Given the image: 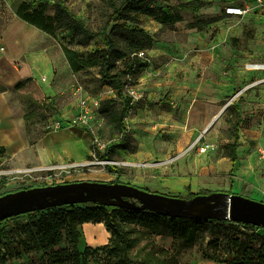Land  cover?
Returning <instances> with one entry per match:
<instances>
[{
	"label": "rangeland",
	"instance_id": "374dc122",
	"mask_svg": "<svg viewBox=\"0 0 264 264\" xmlns=\"http://www.w3.org/2000/svg\"><path fill=\"white\" fill-rule=\"evenodd\" d=\"M32 1L40 0H0V32L25 21L18 10ZM41 1L50 3L43 14L53 16L55 9L51 4L55 0ZM65 1L93 34L47 32L55 38L52 41L57 48L58 43L62 46L61 61L51 66L50 72L40 66L35 71L38 78L11 89L28 114L31 141L42 134L35 136L36 125L49 132L44 143L53 161L36 165L30 159L18 163L0 149V196L25 187L94 181L136 185L163 195L167 202L175 198L192 200L207 189L213 191L212 195L227 192L264 202V100L257 99L260 94L253 89L241 93L248 83L264 81V73L247 69L248 62L264 60V17L254 14L252 7L240 15L226 11L230 4L247 8L251 0H202L198 14L185 11L183 20L175 25L140 13V25L153 36L154 43L142 55L149 59L148 67L136 77H125L123 97L101 79L97 57L104 46V33L110 34L120 47L126 46L124 29L113 31L112 23L105 30L112 12L106 0ZM187 1L192 0H149V4L168 10ZM29 11L32 13L33 9ZM193 22L197 23L195 28L189 26ZM23 35L28 38L20 24L7 30V38L14 41ZM68 55L75 65L70 64ZM131 86L139 87L143 96L130 101L124 137L117 116L126 97L131 99ZM52 91L54 96L50 95ZM216 93L222 97L218 101L214 100ZM250 94L253 96L249 99ZM82 99L91 102L93 129H54L53 119L74 117ZM95 99L98 105L94 104ZM236 134L238 160L232 171L228 144ZM96 135L104 147L95 144ZM124 139L128 149L115 146L124 143ZM204 145H208L206 151L201 150ZM106 151L110 163L102 162ZM96 202L121 204L111 197ZM206 209L205 205H198L190 211L202 213ZM131 219L122 224L133 242L129 251L132 258L159 255L169 257L173 264H226L228 254L246 248L255 260L253 264H264V227L235 225L231 220L202 225L197 241L187 247L162 219L150 213ZM26 221L28 216L23 215L16 221L0 223V264L42 263L41 253L27 254L21 259L8 254L7 232ZM89 230L95 232L97 228L92 225ZM84 231L81 249L88 245V230ZM64 245L67 242L61 244ZM114 260L111 252L97 247L83 264H110Z\"/></svg>",
	"mask_w": 264,
	"mask_h": 264
},
{
	"label": "trees",
	"instance_id": "16d2710c",
	"mask_svg": "<svg viewBox=\"0 0 264 264\" xmlns=\"http://www.w3.org/2000/svg\"><path fill=\"white\" fill-rule=\"evenodd\" d=\"M106 1L112 12L105 23V30L112 23L113 31L124 29L123 36L126 46L120 47L110 34L104 33V46L100 47L97 64L101 79L106 85L117 90L120 97L124 96L125 77H136L149 65V59L140 53L146 54L152 48L154 38L140 25V13L147 14L160 23L175 25L183 20L185 11L198 14L204 4L202 0H192L165 10L162 6L150 5L149 0ZM48 5H50L48 1H32L29 4H23L18 13L28 23L52 35L59 30H69L75 35L81 36L93 34L85 21L69 9L65 0H55L51 4L55 9L53 16L43 14ZM30 8L33 9L32 13L29 11ZM189 26L195 28L197 23H190ZM68 60L72 66L75 65L74 59L69 55ZM22 85L20 83L16 88H21ZM130 101L131 99L126 97L124 107L117 116V123L124 137L127 136L125 117L131 107ZM26 118L28 121V114ZM125 141L127 140L124 139V143L121 141L115 146L128 149L129 145L127 143L125 145ZM238 145L239 137L236 134L234 141L228 144L233 162L232 171L235 170L238 160ZM110 152H113V149ZM107 153L108 151L103 155L104 159H111ZM111 170L116 171L114 167ZM199 194L211 195L213 191L207 189ZM143 213H150L162 219L169 230L176 234L187 247L193 246L197 241L198 230L202 225H215L224 222V219L221 218L166 216L149 209L125 208L116 203L77 202L16 215L0 220V223L7 224L12 220H18L23 215L28 216V221L18 224L7 232L8 241L5 244L8 254L17 259H21L27 254L41 253V264H83L94 247L86 246L84 250L79 249L78 245L82 236L80 226L88 222H103L112 236L109 244L99 248L107 250L115 256V260L110 264H173L169 257L159 255H147L141 259L130 256L129 251L133 242L122 222L132 220L131 218ZM230 222L235 225L255 226L232 220ZM255 227L263 228L262 226ZM63 242H67V245L61 246ZM246 250L244 248L228 254L225 259L226 264H253L255 260Z\"/></svg>",
	"mask_w": 264,
	"mask_h": 264
},
{
	"label": "crops",
	"instance_id": "0c3cea01",
	"mask_svg": "<svg viewBox=\"0 0 264 264\" xmlns=\"http://www.w3.org/2000/svg\"><path fill=\"white\" fill-rule=\"evenodd\" d=\"M254 0H251L253 3ZM229 6H237L245 8L242 5L230 4ZM254 14H258L262 17L264 15L257 11H253ZM15 24H20V28L25 31V35L28 38L17 37L15 41L7 38V30L9 27ZM14 25H9L5 32H0V149L5 150L8 155L15 157L18 163L27 162L30 159L36 163L49 164L52 163L50 154L45 150L46 145L44 140L47 136L45 127H39V124L34 127L35 136L38 132H41L37 140L31 141V134L27 128L26 110L20 100H16L14 95L18 84H24V81L32 78H38L35 74L36 70L43 66L47 72L51 71V66L58 64L62 59L63 50L62 46L53 42V38L46 31L32 25L26 21L16 22ZM55 40V38H54ZM263 61H251V63H261ZM248 70H255L254 72L264 73V69L247 68ZM40 70V69H39ZM25 71V72H24ZM42 71V70H41ZM47 76L46 71L42 72ZM42 80L43 79L42 77ZM259 86V88H255ZM139 88V87H138ZM253 89L255 93L259 92L258 98L264 100V81L248 83L241 91L242 94L248 90ZM50 93L51 96H54ZM248 98H252L253 94L247 95ZM250 96V97H249ZM221 97L219 93H216L215 101H218ZM257 105V104H255ZM206 129V128H205ZM202 140V135L199 137ZM37 165V164H36ZM95 226L97 231L92 232L89 230L90 226ZM82 236L79 242V249L84 250L86 246H92L94 248L102 247L109 244L111 239V233L103 222L100 223H84L80 226ZM85 230H88L86 234V245L83 249L80 248L82 237L85 234ZM99 245H94L95 243Z\"/></svg>",
	"mask_w": 264,
	"mask_h": 264
},
{
	"label": "water",
	"instance_id": "95a60500",
	"mask_svg": "<svg viewBox=\"0 0 264 264\" xmlns=\"http://www.w3.org/2000/svg\"><path fill=\"white\" fill-rule=\"evenodd\" d=\"M111 197L130 209H149L166 216L211 217L264 227V202L241 194L218 192L199 195L192 200L175 198L164 201L163 195L128 183L80 181L24 188L13 194L0 196V220L32 211L77 202H96ZM135 199L138 203L128 201ZM198 205L207 209L202 213L190 210Z\"/></svg>",
	"mask_w": 264,
	"mask_h": 264
},
{
	"label": "built area",
	"instance_id": "2783aa9c",
	"mask_svg": "<svg viewBox=\"0 0 264 264\" xmlns=\"http://www.w3.org/2000/svg\"><path fill=\"white\" fill-rule=\"evenodd\" d=\"M252 7L253 11H257L259 13H262L264 15V0H254L253 3H251V6H247V8H241L237 6H229L226 11L227 13H230L232 15H240L244 14L248 11V8ZM140 55H143V53H140ZM248 68H254V69H264V62L261 63H251L248 65ZM140 89L137 86H131L129 88V95L131 97V100L133 102L138 101L142 98V93L139 91ZM95 105H98L99 102L95 99L93 100ZM92 110H91V102L89 99H82L80 103V109L76 113L74 117L69 118H54L52 121V127L54 129H73L75 126H83L87 129L92 130L95 124L93 123V117H92ZM95 144L98 145L100 148L104 147L105 145L102 144V141L100 140L99 136H95ZM198 142H200V139H198ZM208 149V145L202 146L203 151H206ZM111 159H105V163H110Z\"/></svg>",
	"mask_w": 264,
	"mask_h": 264
},
{
	"label": "bare ground",
	"instance_id": "6f19581e",
	"mask_svg": "<svg viewBox=\"0 0 264 264\" xmlns=\"http://www.w3.org/2000/svg\"><path fill=\"white\" fill-rule=\"evenodd\" d=\"M200 210H202V209H197V211H200Z\"/></svg>",
	"mask_w": 264,
	"mask_h": 264
}]
</instances>
